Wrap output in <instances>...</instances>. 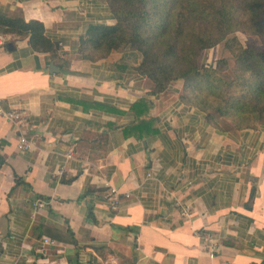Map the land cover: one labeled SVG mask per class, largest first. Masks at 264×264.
<instances>
[{
  "label": "crops",
  "instance_id": "crops-1",
  "mask_svg": "<svg viewBox=\"0 0 264 264\" xmlns=\"http://www.w3.org/2000/svg\"><path fill=\"white\" fill-rule=\"evenodd\" d=\"M0 14L41 21L59 45L0 47V103L26 111L23 130L0 115V264H264V126L220 131L183 81L150 96L129 50L81 58L88 29L116 23L101 0H0ZM146 97L155 132L128 131ZM111 188L130 194L117 209Z\"/></svg>",
  "mask_w": 264,
  "mask_h": 264
},
{
  "label": "trees",
  "instance_id": "trees-1",
  "mask_svg": "<svg viewBox=\"0 0 264 264\" xmlns=\"http://www.w3.org/2000/svg\"><path fill=\"white\" fill-rule=\"evenodd\" d=\"M101 1L116 23L90 27L80 40L81 58L97 60L129 50L141 58L133 69L152 83L150 96L183 81L182 101L203 111L220 131L264 126V0ZM238 32L258 37L261 46H244ZM0 33L29 37L36 51L59 53L41 21L0 14ZM220 44L233 62L222 58L215 64L202 63L204 54ZM132 108L136 121L128 131L155 132L152 101L143 98ZM101 137L85 131L81 142L105 151Z\"/></svg>",
  "mask_w": 264,
  "mask_h": 264
},
{
  "label": "built area",
  "instance_id": "built-area-1",
  "mask_svg": "<svg viewBox=\"0 0 264 264\" xmlns=\"http://www.w3.org/2000/svg\"><path fill=\"white\" fill-rule=\"evenodd\" d=\"M10 38L11 36L0 33V47L5 46L8 43ZM0 115L4 116L9 121H11L13 125H15L19 130H23L24 119L26 116V111L24 109L6 111L0 103ZM31 146H32V142L24 134L20 135L18 149L23 151V150L30 149ZM72 156H73L72 152H70L67 155L68 158H71ZM122 194L126 198L130 197V194L128 193H120L118 189L111 188L110 205L112 209H117L119 207L121 199L123 197ZM44 203H45L44 201H37L36 206L40 207L44 205ZM204 239L206 240L208 244L210 255L214 256L218 248V245L215 239L211 237V235H208V234L204 236Z\"/></svg>",
  "mask_w": 264,
  "mask_h": 264
},
{
  "label": "rangeland",
  "instance_id": "rangeland-1",
  "mask_svg": "<svg viewBox=\"0 0 264 264\" xmlns=\"http://www.w3.org/2000/svg\"><path fill=\"white\" fill-rule=\"evenodd\" d=\"M237 35L244 46L258 45L261 46V41L258 37L249 35L243 32H238ZM228 58L233 62V58L229 51L224 47V44H220L215 48L208 50L202 57V63L205 65L215 64L219 59Z\"/></svg>",
  "mask_w": 264,
  "mask_h": 264
},
{
  "label": "water",
  "instance_id": "water-1",
  "mask_svg": "<svg viewBox=\"0 0 264 264\" xmlns=\"http://www.w3.org/2000/svg\"><path fill=\"white\" fill-rule=\"evenodd\" d=\"M55 65H53V67H54Z\"/></svg>",
  "mask_w": 264,
  "mask_h": 264
}]
</instances>
